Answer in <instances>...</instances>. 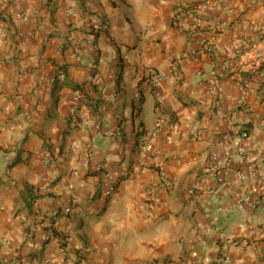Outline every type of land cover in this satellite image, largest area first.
I'll return each instance as SVG.
<instances>
[{"label":"crops","instance_id":"obj_1","mask_svg":"<svg viewBox=\"0 0 264 264\" xmlns=\"http://www.w3.org/2000/svg\"><path fill=\"white\" fill-rule=\"evenodd\" d=\"M0 29V264H264V206L235 198L264 190V0H0ZM239 145L219 180L211 154Z\"/></svg>","mask_w":264,"mask_h":264},{"label":"built area","instance_id":"obj_2","mask_svg":"<svg viewBox=\"0 0 264 264\" xmlns=\"http://www.w3.org/2000/svg\"><path fill=\"white\" fill-rule=\"evenodd\" d=\"M211 2L206 1L205 5L210 4ZM212 4H215V2H212ZM71 14L73 13L72 10L69 11ZM188 13H183V17H182V23L183 24H188V28L190 31H195L198 28V24H199V20L197 19V17H192L193 19L188 20ZM219 27L221 26V28L223 27V23L222 22H218ZM107 29V25L105 23L102 24H98L97 26L94 27V31L96 32H103ZM0 33H1V29H0ZM106 41H109V37L105 38ZM198 50H193L191 51V55L196 56L198 53L203 52V53H209L211 51V44L208 41L205 40H199L198 41ZM96 67L95 64L91 65V68L94 69ZM174 68H172L173 70ZM65 77V73L62 70L57 71L56 75H55V80L61 81L63 80ZM149 80L151 82H156V81H160V80H164L166 78V75L164 73H155V72H151L150 75L148 76ZM93 78L96 80V76L93 75ZM218 77L213 78L212 83L209 86H206V92L209 94H213V95H219L221 94V87L218 84ZM257 78L260 80L261 83H264V69L260 70L257 74ZM0 86H1V80H0ZM239 90L241 92V95L239 97V99L237 100L239 103H242L246 96L249 94H252L254 92V88H252L249 83L247 81L241 82L239 85ZM116 93H112L110 95L111 98L115 97ZM133 97L136 100H139L140 95L138 92H135ZM81 95H77V99H80ZM71 114L74 113V109L70 110ZM222 117L227 118L228 117V113H222ZM92 125V124H91ZM117 133L119 134V128H117ZM148 139H153L157 136V126L151 128L150 130L147 131L146 134ZM242 137H246L247 133L246 132H242L241 133ZM147 147V142L143 141L141 144V150H145ZM245 151L244 146L239 145L237 147H235L234 149L229 148V147H223L220 153H216L213 152L211 154V161H212V165L210 167L211 173L217 177L219 180H221V174H222V169L225 167L226 164H228L230 162V160L236 156V155H242ZM93 157V152L89 151L87 153L86 159L83 162V166L85 169L89 168V162L90 159ZM46 161H50V157L49 154H46ZM105 167L104 163L101 164H97L96 166H94L93 170L94 171H100ZM157 168V174H158V183H164V179H165V170L159 166L158 164L156 165ZM248 173L250 172H240L237 174V178L240 181H244L248 175ZM121 175H126V171H122ZM157 183V184H158ZM107 185V189L105 191V195L106 196H111L116 189V182L114 181H108L106 182ZM41 190L44 191L46 190L45 186L41 187ZM198 190V184L194 183L192 186H190V188H188L187 190V194L188 195H193L194 193H196V191ZM262 193H260L259 195L256 196H249L247 195L245 192L243 191H238L235 194V198H236V206L239 209L245 210V209H249V210H256L259 207L264 206V190H261ZM155 200V194H150L144 201V205L145 207H149L150 203L153 202ZM67 203L66 204H60L57 208L53 209L51 212V216L53 218L57 217L60 212H62L63 214H67L70 211V202L71 199L69 197H67L66 199ZM212 209L211 205L209 203H206L205 207L203 208L204 212H209ZM222 208L221 207H215V211H220ZM62 237V235H59L57 238L60 240ZM43 238L45 240H48L50 238V234H44ZM6 240V239H5ZM251 250L254 251L255 247L254 246H250ZM6 262L5 258H1L0 259V263H4ZM185 264H195V262H190V263H185ZM217 264H228V258L224 257L221 258Z\"/></svg>","mask_w":264,"mask_h":264}]
</instances>
